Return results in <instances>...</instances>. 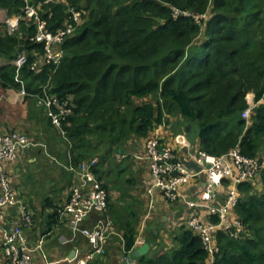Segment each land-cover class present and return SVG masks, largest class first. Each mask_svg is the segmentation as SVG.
<instances>
[{
  "label": "trees",
  "instance_id": "obj_1",
  "mask_svg": "<svg viewBox=\"0 0 264 264\" xmlns=\"http://www.w3.org/2000/svg\"><path fill=\"white\" fill-rule=\"evenodd\" d=\"M30 1L42 3L49 30L69 19L72 6L83 11L82 23L64 42L65 56L53 73L48 65L40 72L29 68L44 52L43 41L30 39L36 33L34 20L22 18L14 34L0 22V86L28 92L21 103H28V118L37 125L21 131L41 135L66 162L76 165L97 157L95 170L108 191V213L125 256L144 216L133 193L139 179L128 149L135 141L146 145L156 126L172 125L167 116L177 115L199 124V150L222 155L239 144L245 154L262 158L256 183L239 185L242 197L235 212L247 236L233 238L220 230L213 264H264V0ZM26 3L0 0V9L21 15ZM175 9L182 13L175 16ZM204 14L198 22L195 16ZM22 50L29 62L17 68L12 61ZM49 80L50 92L69 99L73 107L63 120L66 136L37 108L36 96ZM249 92L257 105L247 120L243 111ZM58 135L62 144L55 146ZM44 202L54 208L50 217L57 221L60 205L50 198ZM176 229L173 247L138 257L134 264H210L201 237L185 226Z\"/></svg>",
  "mask_w": 264,
  "mask_h": 264
},
{
  "label": "built area",
  "instance_id": "obj_2",
  "mask_svg": "<svg viewBox=\"0 0 264 264\" xmlns=\"http://www.w3.org/2000/svg\"><path fill=\"white\" fill-rule=\"evenodd\" d=\"M39 4L27 0L24 14L21 15L10 16L6 10L0 9V22L9 34H14L19 30L22 18L34 20L36 33L30 39L44 42L43 54L29 62L27 51L22 50L12 62L17 68L29 62V68L35 72L42 71L46 65L52 66L55 73L65 56L63 44L81 25L82 13L76 7H70L69 19L52 31L41 17ZM181 13L175 9V16ZM204 17L205 14L195 16L198 22ZM50 89L49 80L36 96V104L44 110L53 126L66 136L63 120L73 113L72 104L69 99L50 92ZM27 93L24 87L19 90L20 97ZM246 99L248 106L243 111V117L249 120L257 102L251 92ZM166 125L163 122L156 126L146 141L143 158L150 171V178L144 180L148 207L129 255L131 257L133 250L146 242L143 232L147 221L158 203L163 202L173 213V226H185L201 237L209 253V263L213 264L216 254L220 252L216 243L220 230L233 238L247 236V226L235 212L242 197L239 185L244 182L256 183L263 160L259 156L245 154L238 144L222 155L196 150L186 158L194 162V166L189 167L182 161L178 148L163 142L160 130ZM41 144L21 130L0 132V235L6 264H33L32 252L36 249L42 251L44 240L41 239L37 247L32 248L26 232V228H32L35 224L34 212L13 186L7 172V165L16 160L20 153ZM97 164L98 159L94 156L76 165L70 163L66 166L73 177L72 184L68 199L58 208V217L66 220L71 230V237L66 238L65 242L74 240L78 235L97 241L86 252L76 248L75 256L69 259L70 264H89L104 255L109 237L118 234L108 213V191L95 170ZM13 209H18V217L11 218ZM95 213L100 214L99 217L90 226L86 225Z\"/></svg>",
  "mask_w": 264,
  "mask_h": 264
},
{
  "label": "crops",
  "instance_id": "obj_3",
  "mask_svg": "<svg viewBox=\"0 0 264 264\" xmlns=\"http://www.w3.org/2000/svg\"><path fill=\"white\" fill-rule=\"evenodd\" d=\"M21 101L22 97L19 96V92H16V90H4L0 86V132H7L11 129L21 128L30 131L35 129L33 125L37 124L33 121L30 122L28 118V103H21ZM173 119H176V117H170L172 122L174 121ZM175 123L172 125L167 124L163 129L160 130V134L163 142L178 148L181 157L185 158L186 160V158L190 157L193 153H195L196 150H199V137L196 143L193 145L191 142H189L185 133L178 131L175 132L177 128ZM190 153L191 155H189ZM37 156L27 159V156L25 157V153H20L16 160L10 162L7 165L13 186L17 190L19 189V194L34 212L35 224L32 228H26L31 247L36 248L40 240H44L42 251L36 249L32 252L33 264H70L69 256L74 248H77L82 252H86L87 250L91 249L97 243V241L91 240L83 235H78L74 238V240L65 242L66 238L71 237V230L67 221L61 220L59 217L56 221L50 217L54 213V208L50 205H47L44 200L46 198H50L53 200L55 205L61 206L68 198L70 191L69 185L64 184L61 186V191L59 190V192L55 195L47 196L44 199L37 196V192L32 187L30 188V186L27 185V181L25 179L21 184L20 182L18 183V181H14L15 171L20 169L23 170L22 174H24L26 172V163L37 162ZM53 158L55 159V157ZM55 160L58 162L57 158ZM51 162V165L54 167L55 161L52 159ZM144 164L147 167L146 174L143 172V174L146 175L144 178H150L148 165L146 163ZM114 196L116 197L118 194H114ZM11 214V218L18 217V209L11 210ZM91 218H94V214H92L90 217V221ZM172 218L173 213L169 207L163 202H159L148 221L149 225L154 224L149 228L155 233V235H157L158 239L162 234V231H158V229L160 230L162 226H165V224L169 222L172 224ZM115 229L118 234H114L109 237L106 244V254L99 256L90 264H126V259H129L130 255L125 256L121 235L118 232L116 226ZM1 239L2 238L0 235V264H6V260L1 248ZM133 262L136 263L137 260L133 258Z\"/></svg>",
  "mask_w": 264,
  "mask_h": 264
},
{
  "label": "rangeland",
  "instance_id": "obj_4",
  "mask_svg": "<svg viewBox=\"0 0 264 264\" xmlns=\"http://www.w3.org/2000/svg\"><path fill=\"white\" fill-rule=\"evenodd\" d=\"M39 7H40V10H42V5L39 4ZM79 11L81 13H83V11H81V10H79ZM1 60H3V63H4V59H1ZM37 108H38V106H37ZM170 117H172V118L176 117V119H173L174 120L173 123L176 122L175 125L177 127L175 132L178 131V132L185 133L189 142H191L194 145L196 143L198 137H199V134H200L199 124L197 122L190 123L186 119H183L182 117L177 116V115L176 116L175 115H168L167 120L170 119ZM54 129L56 131H58L55 127H54ZM24 132L27 133L26 131H24ZM27 134L31 139H33L36 142H41L42 144L40 146L26 150V152H24L25 157L27 156L26 157L27 159L33 158L34 156H37V154H39V156H37L38 161L34 162V163L27 162L26 163L27 166L25 168L26 172L24 174H22L23 170L19 169V170L15 171L14 181H16V182L18 181V183L20 182V184H21L22 181L25 179L27 181V185L30 186V188L32 187L37 192V196L45 199L47 196L55 195L56 193L59 192V190L61 191V186H63L64 184L68 185L69 182L72 183L71 172L66 168V166H68L70 164V162H66L59 155L52 153L50 150L49 143H47L46 139H44L41 135H37V134L30 135L29 133H27ZM60 140H61L60 136L58 135L57 139H55V141H54V143H56L55 146L57 144L58 145L62 144V142ZM131 145H133L132 146L133 150H131V147H130L128 149L127 154H130V156H133L132 159H130V161H132V163L134 164L133 168H132L133 174L135 177H137V179H139L137 181L135 187H134V189H135L134 193L136 192L135 194H136V196L138 198V202H139L137 204V206H138V208H143L144 216H145V214L147 212V207H148V204H147L148 200H147V196L145 195V184L143 181L144 180L143 177L146 176L145 174L147 172V167L143 161V160H145L143 157L145 155L146 147H144L143 141H135V142H132ZM38 149H41V151L43 150L42 152H40L41 154L37 153ZM129 150H131V153ZM135 155H136V157H135ZM53 157H55V159L57 158L58 162ZM115 157L118 158L119 160L124 159V157L119 155V154H116ZM52 159H53V161H55L54 167L51 165ZM143 172L145 174H143ZM114 174H115V172L112 173V175H114ZM141 176H142V178H141ZM16 182H15V184H16ZM20 184H19V186H20ZM19 193H20V191H19ZM116 194H118V192H116ZM116 199L118 200V198H116ZM140 202H141V204H140ZM144 216H143V218H144ZM113 218H115V217H113ZM143 218H142V220H143ZM148 221H147V226L144 229L143 236H145V238H147V240L151 243V251L148 252V254H146V255H148V258H150V257H153L154 255H156L157 253H159L160 249H164V248L170 249V246L173 247L175 245L173 237L176 234V230L178 229V228L176 229V227H180V226H178V225L173 226L171 224V222L165 224V226H162V227L160 226L161 227L160 231H162V234L160 235V238L158 239L157 235L154 236L150 233L151 230L149 227L153 226L154 224L149 225ZM174 223H175V221H174ZM140 225H141V223H140ZM139 229H140V226H139ZM135 259L138 260L137 258H135Z\"/></svg>",
  "mask_w": 264,
  "mask_h": 264
},
{
  "label": "water",
  "instance_id": "obj_5",
  "mask_svg": "<svg viewBox=\"0 0 264 264\" xmlns=\"http://www.w3.org/2000/svg\"><path fill=\"white\" fill-rule=\"evenodd\" d=\"M87 122H85L84 124H86ZM182 161H184L187 166L189 167H193L194 166V162L193 161H186L185 158H182ZM150 247L151 244L149 242H145L143 245H141L140 247L136 248L133 250L131 257L125 262L126 264L128 262L133 261V258H138L141 256H144L146 254H148V252L150 251ZM76 254V248H74L71 253H70V258H73Z\"/></svg>",
  "mask_w": 264,
  "mask_h": 264
}]
</instances>
